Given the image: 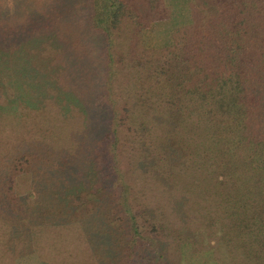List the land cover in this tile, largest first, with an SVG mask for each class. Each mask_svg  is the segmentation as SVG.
I'll list each match as a JSON object with an SVG mask.
<instances>
[{
  "label": "trees",
  "instance_id": "obj_1",
  "mask_svg": "<svg viewBox=\"0 0 264 264\" xmlns=\"http://www.w3.org/2000/svg\"><path fill=\"white\" fill-rule=\"evenodd\" d=\"M40 95L81 111L85 129L45 159L34 139L8 150L0 136L1 219L35 198L17 194L18 173L67 175L61 213L7 233L20 254L35 226L76 222L97 253L110 248L99 264H182L212 244L216 264H264V0H0V129ZM182 136L186 164L153 158ZM172 175L186 179L184 209L152 191Z\"/></svg>",
  "mask_w": 264,
  "mask_h": 264
},
{
  "label": "rangeland",
  "instance_id": "obj_2",
  "mask_svg": "<svg viewBox=\"0 0 264 264\" xmlns=\"http://www.w3.org/2000/svg\"><path fill=\"white\" fill-rule=\"evenodd\" d=\"M149 36L155 37V39H153L155 44L159 42L157 38L162 37V34L155 30L151 32ZM46 51L47 49L45 52ZM12 86L14 87V85ZM23 86V92H27L24 91L27 90V86ZM10 88L9 86L7 87V89ZM7 89L6 92L9 94L10 91H7ZM44 90H52L51 85H47ZM40 96V100L35 101L33 105L27 101V96L11 107L20 117H24L23 119L18 117L15 121L9 123H2L1 120L0 136L2 145L5 146V149L11 150L15 144L21 143V141L26 142L34 139L37 144L44 146L40 157L45 159L48 158V148L50 154H52L50 148L53 147L57 149L62 141H65L67 138L85 129V118L77 108L63 106L61 102L54 103L50 99H43V95ZM5 98H8V95ZM5 98L1 96L3 101H5ZM1 112L3 113V110ZM6 113L9 114L10 112L7 111ZM5 117L10 118L12 115L10 114ZM179 123L186 127L188 126V122L181 121ZM168 129L169 126L165 124H152V132L156 136L163 137ZM184 137L176 138L177 140L166 144L165 147H168L162 151L158 148L156 155L154 154V150L153 158H163L165 162L171 160V158H175L178 162L172 163V166L186 164L189 145L186 143ZM70 143H72V141H70ZM46 146L48 148H46ZM162 152H164V154ZM169 153L172 154L171 157H168ZM42 164L43 162L35 164V168H41L42 170L44 168ZM51 166L55 167L56 165L52 163ZM51 166V169H49L47 173L36 170L37 173L35 174L34 170H25L18 173L16 176L15 191L17 194H19L20 197L33 194L35 198H31V200H33V202L35 201V203L31 202V207L24 212L25 215L21 213L20 215L17 214L18 216L8 215L9 221L0 218V264H99L98 258H100V255H102L104 259L107 258L110 248L108 252H102V247L99 244L101 251L97 253L96 244L98 242L90 243V241L86 240L76 222L61 226H35L33 230L29 228L32 232L34 231V237L32 242H30L32 249H30L31 247L27 249V253H25V249L21 247L23 253L20 254V244L15 239L9 240L8 232L10 229H13V231L16 230L17 233L19 229L27 227V221L29 219L36 216L43 217L48 214H59L62 212L61 209L65 207L58 197V192L62 190L59 189L58 186L60 179H64L67 175L63 174L60 170L58 172L57 169ZM157 166L158 165H156V167ZM165 168V170L169 168L167 163ZM71 172L68 173V175H70L69 178L74 175L70 174ZM159 182L161 183H157L156 186L153 185L152 191L156 192L160 190L164 192V199L160 200L162 204H169L170 207L176 209L183 206L184 209L186 196L189 195H183L188 188L186 179L173 176L162 179ZM76 185L77 184L72 183V185L70 184L66 187L67 190L65 193L68 199L77 191V189H75ZM175 191L179 192L177 196L173 194ZM176 193L177 192H175V194ZM153 198H155L154 195H147L148 203H152ZM206 209H209L210 214V207H204L203 211L205 212ZM211 238L213 240L215 236L211 234ZM214 246V244L211 245V250H213L211 252L205 253L201 251V253L194 252V254L192 253L193 250L190 251L189 248H186L185 254L181 258L182 264H216L214 260L217 256L220 257L223 251L219 248L214 249ZM205 249L207 251V248L202 250ZM216 262H218V260H216Z\"/></svg>",
  "mask_w": 264,
  "mask_h": 264
}]
</instances>
